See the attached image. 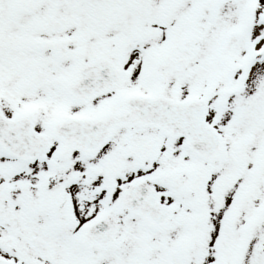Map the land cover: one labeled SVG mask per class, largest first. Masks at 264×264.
<instances>
[{
    "label": "snow or ice",
    "instance_id": "obj_1",
    "mask_svg": "<svg viewBox=\"0 0 264 264\" xmlns=\"http://www.w3.org/2000/svg\"><path fill=\"white\" fill-rule=\"evenodd\" d=\"M0 264H264V0H0Z\"/></svg>",
    "mask_w": 264,
    "mask_h": 264
}]
</instances>
